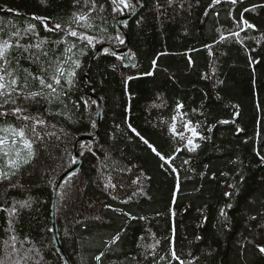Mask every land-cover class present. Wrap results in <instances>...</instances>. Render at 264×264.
<instances>
[{
	"label": "trees",
	"instance_id": "16d2710c",
	"mask_svg": "<svg viewBox=\"0 0 264 264\" xmlns=\"http://www.w3.org/2000/svg\"><path fill=\"white\" fill-rule=\"evenodd\" d=\"M136 1L138 13L122 22L128 50L103 48L93 59L100 44L127 45L115 22L136 7L132 0L134 8L121 13L113 11L111 0H96L103 5V11L94 14L103 29L92 31L98 42L80 57L82 68L63 109L66 115L47 117L56 125L49 130L59 139L49 137L38 145V159L12 177L10 182L22 187L10 188L7 180L0 183V206L30 202L25 208L16 203L17 212L11 217L14 232L8 230L9 214L0 211L4 264H15L29 248L33 251L21 264H67L51 228L53 189L76 161L74 141L95 135L98 129L97 97L103 102L97 139L79 142L81 166L62 182L57 199L60 238L72 264H154L150 245L158 264H168L158 258L168 255L169 238L186 264H264V253L259 251L264 247V160L260 158L264 156V0H242L236 5L222 0L214 8L209 7L212 0H174L171 6L159 0L160 7L157 0ZM78 10L73 0H47L46 5L41 0H0V26L23 28L33 22V15L67 25ZM241 14L255 28L245 26L239 38L230 36L234 19L239 21ZM37 27L41 36L56 38L39 23ZM221 34L227 39L220 41ZM205 45L212 46L211 55ZM125 54L136 62L126 64ZM77 97L90 102L87 109L73 108L71 101ZM178 103L182 109L176 108ZM174 116L200 124L198 133L206 139H198L195 151H174L185 144L171 131ZM224 120L229 123H220ZM141 136L162 155L175 157L171 165L161 161ZM41 147L46 151L39 152ZM4 163L0 159V167ZM110 176L113 183L126 186L139 180L123 192L105 189ZM140 188L143 193L121 203ZM226 191L233 195L226 197ZM117 234L119 239L111 243ZM11 235L17 237L19 256L4 243ZM26 239L30 243L21 248L19 241ZM101 252L104 255L97 261Z\"/></svg>",
	"mask_w": 264,
	"mask_h": 264
},
{
	"label": "snow or ice",
	"instance_id": "6c2138e0",
	"mask_svg": "<svg viewBox=\"0 0 264 264\" xmlns=\"http://www.w3.org/2000/svg\"><path fill=\"white\" fill-rule=\"evenodd\" d=\"M173 2L174 0H167L169 6ZM223 2L236 5L242 0H223ZM41 3L46 5L47 0H41ZM111 3L114 5L113 11L121 13L124 10L134 8L132 0H111ZM221 3L222 0H212L209 7L214 8L215 5ZM73 6L79 10L71 14L67 25L53 22L47 16L33 15L31 17L33 22L27 23L23 28L0 26V159L5 161L4 165L0 167V183L5 180L10 182L12 177L16 176L25 165H30L38 159V145L44 144L49 137L56 136L59 139L55 131L49 130L55 129L56 125L51 123L47 117H64L66 115L63 109L67 108V104L71 100L76 89L79 70L82 68L80 57L86 55L85 49L95 47L98 42L97 36L93 35L92 31L94 29L103 30L96 24L97 17L94 15L98 9L103 11V5H97L96 0H73ZM157 7H160L159 0H157ZM253 7L255 8L256 5H253ZM244 11L247 12L249 9L245 8ZM207 14L206 12L205 15ZM216 15L218 16L219 13H216ZM228 15L232 16L231 10H229ZM38 23L42 25L44 32L52 34L56 38L49 40L48 36H41L40 29L37 27ZM234 25L235 30L230 31L229 35L237 38L240 37V32L245 31V26L248 29L255 28V25L244 19L243 14H241L239 21L234 19ZM116 38L121 44L124 43L122 37L118 36ZM226 39L225 35H220V41ZM250 39L256 38L250 37ZM99 42L103 43L102 41ZM259 42L257 40V43ZM205 47L209 49L211 55L212 46L205 45ZM105 54H107L106 50ZM22 61L26 62L28 67H25ZM155 63L154 60L153 64ZM33 67L37 70L33 71ZM146 74L150 75L151 73ZM71 102L73 108L77 110L80 109L81 105L87 109L90 103L82 97H77L76 100ZM91 103H95V101H91ZM176 108L182 109L183 105L178 103ZM193 112H195V109H193ZM183 115L187 116V113H183ZM67 118L71 120L70 116ZM172 119L175 121L176 117L174 116ZM220 123L227 124L229 121L224 120ZM199 126V123L193 125L192 120H186L183 127L191 133V136L187 138L182 148H176L174 151H195L199 145L194 143V139L198 136L200 139H206L198 133L197 128ZM93 127H95V123H93ZM132 131L135 132V129H132ZM171 131L179 139H185L183 132H176L175 123L172 124ZM136 135L139 136L140 134L136 133ZM140 139L161 161L171 165L175 157L162 155L147 139L142 136ZM44 151H46L44 147L39 149L41 153ZM257 155L260 156L258 151ZM260 158L264 160V156ZM105 159H108V157L105 156ZM73 163H76V161L73 160ZM184 163H188V161H184ZM161 167H164V164ZM126 171L130 172L131 169H126ZM171 171L176 172V169L172 167ZM222 175L226 176L227 173H222ZM138 180L139 177L126 186L122 182L113 183L110 176L104 187L105 189H119V191L126 192L127 187L137 185ZM18 186L22 187V185L9 183L10 188ZM228 187L234 188L235 185L229 184ZM138 192L143 193V189L132 191L127 199L121 200V203H129ZM224 195L230 198L233 193L226 191ZM112 198L118 199L119 197L113 195ZM16 203H19L20 208L30 207L29 201ZM16 203H13L10 208L0 206V211L9 214L8 230L12 232H14V228L11 217L17 212ZM105 207L111 208V205ZM226 207H231V205ZM122 214L131 216L130 213ZM221 215H225L224 209H221ZM131 218L136 219V217ZM140 218L144 219V217ZM118 239L119 234L113 238L111 243H115ZM197 239L200 238L197 237ZM169 240L168 255L160 256L158 260H168V264H171L172 261H176L178 264H186L185 260L177 254L174 242L171 241V238ZM4 243L11 248L13 253L19 256L21 249L16 247L17 237L15 235H11L9 240L4 241ZM19 243L23 248L24 243H30V241L26 239L25 241H19ZM159 243L160 241L157 240L156 244L159 245ZM149 247L153 248L152 259L154 264H158L154 246L150 245ZM32 251L31 248L27 249L25 255L16 260L15 264H21V261L26 259ZM259 251L264 253V247H259ZM103 255L104 253L101 252L95 259L99 261ZM0 264H4L3 260H0ZM187 264H192V262L188 261Z\"/></svg>",
	"mask_w": 264,
	"mask_h": 264
},
{
	"label": "water",
	"instance_id": "95a60500",
	"mask_svg": "<svg viewBox=\"0 0 264 264\" xmlns=\"http://www.w3.org/2000/svg\"><path fill=\"white\" fill-rule=\"evenodd\" d=\"M134 1H135V4H136L135 10L131 14H126V15L119 16L116 19V22H115V27H116V30H117L118 34L126 35L127 40H128L127 45L125 47L116 48V47H114V46H112L110 44H104V43L100 44L99 47L96 49V51L94 53L93 59L97 57V55L99 54V52L103 48H108L110 51L119 52V53H124V52H126L128 50V48H129V37L126 34V31H125V29H124V27L122 25V22H128L131 18L134 17V15L136 13H138V11L140 9V6H139V4H138V2L136 0H134ZM124 62L126 64L134 63V62H136V58L131 60L129 58V55L125 54L124 55ZM84 78L87 79L86 76H84ZM97 99H98V122H99L98 129H97L95 135H81L80 137H78L74 141V144H73V155L76 158V163H73L69 168H67L58 177V179H57V181L55 183L54 189H53L52 204H51V216H52L51 228H52V231H53V238H54V241H55L56 248L61 253V255L64 257V259H65L67 264H72V262L69 259V256L67 255V253L65 252V250L63 248V245H62L61 238H60L59 227H58V223H57V213H56L57 199H58L59 189H60V186H61L62 182L72 172H75V171L79 170V168L81 166L82 158H81V155L79 154V152L77 150L79 142L82 141V140L93 141V140L97 139V136H98V133H99V129H100V123H101V120H102V113H103V102H102V99L100 97H97Z\"/></svg>",
	"mask_w": 264,
	"mask_h": 264
},
{
	"label": "rangeland",
	"instance_id": "374dc122",
	"mask_svg": "<svg viewBox=\"0 0 264 264\" xmlns=\"http://www.w3.org/2000/svg\"><path fill=\"white\" fill-rule=\"evenodd\" d=\"M187 119L181 117V116H176V120L172 122L176 124V132L179 133V132H183L184 133V137L185 139L183 140V142L185 143L187 138H189L191 136V133L187 132L184 127H183V123L186 121ZM197 131H198V128H197ZM199 132V131H198ZM198 139H199V136L196 137L194 139V143L197 144L198 143Z\"/></svg>",
	"mask_w": 264,
	"mask_h": 264
}]
</instances>
